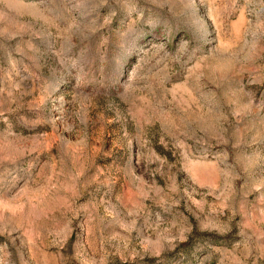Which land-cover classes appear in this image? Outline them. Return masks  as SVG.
Instances as JSON below:
<instances>
[{"label":"rangeland","instance_id":"rangeland-1","mask_svg":"<svg viewBox=\"0 0 264 264\" xmlns=\"http://www.w3.org/2000/svg\"><path fill=\"white\" fill-rule=\"evenodd\" d=\"M0 264H264V0H0Z\"/></svg>","mask_w":264,"mask_h":264}]
</instances>
